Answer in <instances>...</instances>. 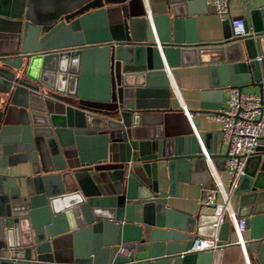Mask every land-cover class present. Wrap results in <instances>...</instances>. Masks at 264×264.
Masks as SVG:
<instances>
[{"label":"water","instance_id":"obj_1","mask_svg":"<svg viewBox=\"0 0 264 264\" xmlns=\"http://www.w3.org/2000/svg\"><path fill=\"white\" fill-rule=\"evenodd\" d=\"M199 2L165 0L166 13L152 16L146 0H79L39 15L25 0H0V170L29 163L35 174L15 184L0 173V264H209L230 244L217 236L219 250L192 251L195 237L214 238L221 206L205 223L167 206L178 182L209 178L205 156L227 157L169 126L178 109L167 76L180 65L217 64L231 71L219 87L260 93L264 28L253 9L250 24L239 17L244 35L232 37L227 14L220 41L197 43L190 16L206 6ZM155 80L156 98L147 89ZM234 194L249 216L244 254L264 264L261 141ZM228 223L223 213L220 227Z\"/></svg>","mask_w":264,"mask_h":264},{"label":"crops","instance_id":"obj_2","mask_svg":"<svg viewBox=\"0 0 264 264\" xmlns=\"http://www.w3.org/2000/svg\"><path fill=\"white\" fill-rule=\"evenodd\" d=\"M79 0H25V10L32 9L35 14L43 15L50 13L53 10H59L74 4ZM199 2V0H198ZM200 3V2H199ZM194 14L190 16L192 19V33L197 43H210L217 42L223 38V29L221 21L218 19L214 10L199 4L195 8ZM253 9H259V21L264 28V1L263 0H231L228 3V15L230 17H240L245 14V17L250 24L252 17L250 15ZM146 11L152 16H157L166 13L165 0H146ZM173 19V17H171ZM180 36L184 38L189 35V25L184 20L180 24ZM89 63V64H88ZM87 66L90 67L91 63L88 62ZM176 75L172 77L168 74L167 78L170 82L169 86V100L177 101V109L168 116L169 126L179 132L188 131L194 133L201 147H214L216 153L224 152V145L220 142L219 129L220 124L211 116L217 113L223 106V102L227 95V90L230 86L219 87L222 84L224 76L228 79L231 71L228 69H218L217 64L194 63L180 65L176 68ZM86 74L90 75L91 72L87 71ZM92 77L81 82L84 93L91 94L93 91ZM159 80L151 82L147 89L151 95L158 96L160 92ZM76 86H79V81L76 79ZM173 85L176 91H173ZM244 93H258L256 87H246L241 90ZM151 96V97H153ZM182 102L186 106L187 113H184L179 108V103ZM200 106L206 108L204 111L199 112ZM169 127V129H170ZM193 134V135H194ZM260 141L264 144V126L261 134ZM218 176L222 181H225V158H210ZM204 161V160H203ZM205 164V162H204ZM0 173H6L10 176H16L15 184H23V177L30 180L35 174L29 163H18L14 166L8 167L7 170H0ZM196 173V172H195ZM204 175L202 172H197ZM192 174V173H191ZM190 174V175H191ZM202 178V177H201ZM212 181L210 177L207 179L203 176L190 177L186 182L180 181L176 187V196L168 197L166 200L167 206L173 208L179 213L191 215L195 218L202 217L203 223L214 215V207H205L201 203L203 194L210 190ZM213 185V184H212ZM237 194L231 196L232 207L236 213L239 209L238 218L246 220L245 229L241 233L243 241H247L250 234V225L248 224L249 216L237 207ZM256 228V222L252 226ZM165 231V229H159ZM215 237L226 238L230 244L223 241L221 250L213 252L214 255L209 260V264H247L241 248L236 245L237 237L234 227L231 223L216 227L214 231ZM160 238V236H159ZM175 243V244H174ZM174 246L178 249L182 242H174ZM255 261L253 264H260L256 261V254H252ZM249 264L250 261H248Z\"/></svg>","mask_w":264,"mask_h":264},{"label":"built area","instance_id":"obj_3","mask_svg":"<svg viewBox=\"0 0 264 264\" xmlns=\"http://www.w3.org/2000/svg\"><path fill=\"white\" fill-rule=\"evenodd\" d=\"M202 1L206 6L212 7L220 21L226 18L228 3L231 0ZM229 27L232 37L244 35L241 18H231ZM172 89L176 91L174 85ZM179 108L187 113L186 106L182 102L179 103ZM211 117L219 122L220 142L227 149L225 181H222L218 176L211 159L205 156L204 162L213 188L203 194L201 203L205 207L215 208L221 206V212L217 215L216 222L212 224L215 228L221 223L223 213H227L236 233V242L240 243V248L244 254L242 249L244 241L241 233L245 229L246 220L235 217L231 196L234 193L239 176L243 174L244 160L254 154L259 145L264 126V88L260 93H244L234 86L229 87L223 106ZM216 241L215 236L214 238L197 236L192 251L217 250L219 246L216 245ZM244 257L247 264H249L245 254Z\"/></svg>","mask_w":264,"mask_h":264}]
</instances>
